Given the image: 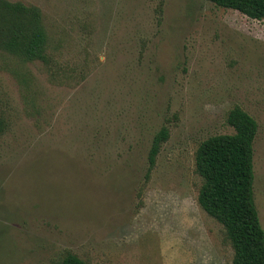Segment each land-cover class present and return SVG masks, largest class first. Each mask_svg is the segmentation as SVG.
Returning a JSON list of instances; mask_svg holds the SVG:
<instances>
[{
  "label": "rangeland",
  "instance_id": "rangeland-1",
  "mask_svg": "<svg viewBox=\"0 0 264 264\" xmlns=\"http://www.w3.org/2000/svg\"><path fill=\"white\" fill-rule=\"evenodd\" d=\"M8 1L40 9L49 59L0 53V264H233L196 154L235 133L234 107L258 122L264 228V21L208 0Z\"/></svg>",
  "mask_w": 264,
  "mask_h": 264
},
{
  "label": "trees",
  "instance_id": "trees-1",
  "mask_svg": "<svg viewBox=\"0 0 264 264\" xmlns=\"http://www.w3.org/2000/svg\"><path fill=\"white\" fill-rule=\"evenodd\" d=\"M219 8L264 21V0H208ZM159 12H162L160 7ZM49 37L39 8L0 0V53L22 62L48 63ZM232 135H217L203 142L196 154V173L202 179L200 207L225 230L234 250L233 264H264V228L255 202L254 144L258 122L241 107L228 115ZM0 103V137L7 131ZM170 131L163 127L154 137L147 179L157 164ZM55 264H88L66 252Z\"/></svg>",
  "mask_w": 264,
  "mask_h": 264
}]
</instances>
